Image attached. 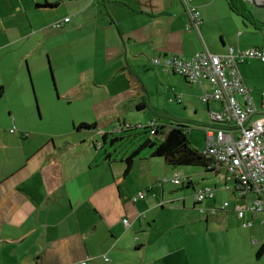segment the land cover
<instances>
[{"label": "crops", "instance_id": "1", "mask_svg": "<svg viewBox=\"0 0 264 264\" xmlns=\"http://www.w3.org/2000/svg\"><path fill=\"white\" fill-rule=\"evenodd\" d=\"M190 3L199 12L198 32L186 28L188 19L179 0H0V86L6 92L2 99L8 102L9 94H14L27 113V77L28 91L37 104L28 64L39 68L46 56V67L54 59L62 80L74 81L71 87H75V94L93 100L89 113L94 117L91 122L78 120L77 125L72 119L71 130L56 135L45 133L43 140L30 147H26L29 132L19 131L16 137V128L8 126L11 144L0 146V151L18 154L8 155L0 169V264L183 263L184 257L176 256L184 250L183 242L166 239L162 232L160 237L153 235L152 229L157 224V207L162 209L164 202L175 201L185 205L183 198L173 200L170 186L175 185L168 180L176 173L189 179L190 186H178L191 188L194 198V173L163 163L162 167L154 163L160 168L154 171L143 165L146 158H138L125 177L123 166L105 145L111 129L122 131L123 124L145 125L146 119L132 122L122 113L127 107L136 110L145 100V78L168 77L199 97L209 89L205 83L189 84L181 76L165 71V57L189 59L204 49L212 55H223L229 47L256 48L264 53V27L256 31L246 25L230 11L228 0ZM251 12L264 23L262 7L256 6ZM55 23H61V27L52 28ZM73 55L77 57L73 65L60 64ZM153 59L159 63L153 64ZM257 66L264 68V63L250 59L238 65L247 88V81H252L248 71ZM127 87L137 89V95L131 98V91H123ZM250 93L260 113L263 98L260 102ZM103 97L110 99V106L99 105ZM186 98L191 99L188 95ZM207 108L219 111L220 106L209 103ZM8 120L11 122L10 116ZM84 123L94 128H78ZM104 134L108 137L103 140ZM205 173L204 180L214 179V198L205 200L211 203L201 211L207 219L222 215L219 221L227 227L234 218L229 214L235 213L234 206L249 204L254 196H241L239 186L220 165ZM161 176L164 178L159 182ZM154 184L158 188H151ZM145 190L142 199L136 198ZM224 194L232 200H225ZM220 201L228 203L232 211H223ZM167 209L178 210L172 206ZM245 218L251 220L253 228L263 216L246 213ZM149 249L155 250L148 256Z\"/></svg>", "mask_w": 264, "mask_h": 264}, {"label": "rangeland", "instance_id": "2", "mask_svg": "<svg viewBox=\"0 0 264 264\" xmlns=\"http://www.w3.org/2000/svg\"><path fill=\"white\" fill-rule=\"evenodd\" d=\"M246 3L249 10L253 11L256 9V6L251 3ZM78 57H80V55H78ZM45 58L46 56L43 58V64L39 68H31L27 63L38 109L33 102L30 91H28L27 77L26 80L24 79V82L27 83L25 84L29 100L27 113L23 108V103L20 102L14 94H9L8 102L1 99L0 146L11 144V139L7 135L9 131L8 126H11L12 129L16 128V134L14 135L16 137L19 136V131L29 132L30 140L27 142L26 147H30L31 144L39 143L43 140V134L45 133L48 135H56L64 130H71L72 119L75 125H77L79 122L78 120L81 119L84 120V122H91V120H94V117L89 113L90 108H92L93 100H84L81 94L76 95L74 92L75 90H73L75 87H71L74 81L62 80V76L59 75L60 67L56 65L54 59L53 62H51L52 64L50 67H52L50 68L48 65L46 67ZM74 59L76 60L74 61ZM76 61V55L67 56L60 64L70 65V63H72L73 65ZM241 66L242 65H240V67ZM79 68L80 65H78V69ZM248 72L252 78V81H247L248 88L252 91V95H257L256 97H258L259 100L263 98L264 101V68L257 66L249 69ZM144 82L146 108L136 114L135 108L131 110L127 107V111L122 110L124 116L133 120L132 122H136L137 120L143 122L146 119L145 124H150L156 117H158L160 121H165V119L170 123L176 121L188 128L187 131L191 146L203 151L205 148V131L211 124L205 111V105L200 101V97L194 94L193 91L188 93L190 90L187 91L186 87H182L180 84L179 86L175 85L173 81H170V79L165 76L158 80L145 78ZM65 89H67V91L69 90V94L64 95ZM126 90L131 91V96L133 95L131 98L138 93L137 89H128L127 87L123 91ZM186 95L191 99L188 100ZM175 96L177 100L180 101L179 104L177 100H175ZM101 98H99V100ZM136 100L141 102L140 99L136 98ZM103 104L110 106V99L104 98L103 101L100 100L99 105L103 106ZM9 110L11 111V115L8 112ZM113 112L114 111L111 110V113ZM101 114H103V110H101ZM260 114H264V109L260 111ZM9 116L11 117V122L8 120ZM7 123L9 124L7 125ZM112 130L113 129L109 132V138L105 148L106 150H110L113 157L116 158V162L122 165V159L136 148L134 145L135 139L130 134L133 132L137 133V131L122 132L117 131V129H114L116 131ZM138 131L139 133L141 132L140 130ZM112 138H117V140L110 145V139ZM14 154H18V152L13 150L9 152L5 150L0 151V169H3V164L6 162L8 155L14 157ZM150 154V149H144L141 151L139 159L146 158L143 165H148L152 170L155 171L157 169L156 171H159L158 169L160 168H156L154 163L162 167V161L156 158H149ZM118 168H120V165H118ZM179 169L184 171L189 170L194 173L192 181L195 192L214 186L213 178L203 179L202 176L205 172L202 168L186 167ZM163 178L164 177L161 176L159 182H162ZM168 185L169 183L166 184L167 188L169 187ZM220 187V185H217L218 189ZM151 188L156 189L158 185L154 184ZM170 190V195L174 198L173 200H176V197L183 198L185 205L182 206L181 201H175L168 204L164 202L162 209L157 207L154 213L157 224L153 227L152 234H158L160 237V233L162 232L166 236V239H170L171 241L175 239L181 240V243L183 242L184 245V250H180L179 254L175 252V255L178 254L176 256L180 259L184 257L182 264H264V255L259 260L255 257L259 243L264 240V224H262V218L260 223L258 220L255 221L253 228H242L236 213L231 212L229 214L234 218L229 221L227 227H222L224 223L221 224L219 221L222 215L219 214L217 217L208 216L207 219V215L201 211L202 207L210 204L211 201H204L194 206L197 202L194 201L191 188L181 189L180 186L175 187L171 185ZM145 193L146 190L143 194ZM224 195L225 200H232L228 198L229 196L227 197L228 194ZM158 197L160 204L161 200L159 193ZM220 203L223 204V201H220ZM171 206L177 207L178 210H175V212L168 210L167 208ZM217 209L219 210L220 208ZM228 210L232 211L230 208ZM140 236L141 235H138V237ZM176 248L177 247H175V249ZM154 250L149 249L147 255L149 256ZM147 258L149 259V257ZM156 264H159V262ZM169 264L174 263L170 262Z\"/></svg>", "mask_w": 264, "mask_h": 264}, {"label": "built area", "instance_id": "3", "mask_svg": "<svg viewBox=\"0 0 264 264\" xmlns=\"http://www.w3.org/2000/svg\"><path fill=\"white\" fill-rule=\"evenodd\" d=\"M187 10L196 28L198 14L193 8ZM60 25L55 23L52 27ZM250 59L264 63V53L259 49L228 48L223 55H212L205 50L189 60L172 57L164 61L166 70L183 76L190 83L208 85L209 91L204 92L202 102L213 101L220 105V111L208 113L209 120L219 128L206 130L205 152L229 177L238 181L241 196L246 192L255 196L249 205L236 206L238 218H243L246 211L264 214V114L255 108L250 90L238 71V65ZM152 62L158 64L157 59ZM179 179L180 176L175 175L173 184H178ZM212 197L213 192L208 188L195 194L199 201ZM123 223L128 225L127 220Z\"/></svg>", "mask_w": 264, "mask_h": 264}, {"label": "trees", "instance_id": "4", "mask_svg": "<svg viewBox=\"0 0 264 264\" xmlns=\"http://www.w3.org/2000/svg\"><path fill=\"white\" fill-rule=\"evenodd\" d=\"M179 1L182 4L184 11H185V14H186V17L188 19V24H187L186 28L187 29H189V28L194 29L195 31L198 32L199 12L197 11V8L190 3V0H179ZM188 7L193 8L195 10V12L198 14V19H197L198 25L196 26V28L194 26H192V20H191V17L189 16L188 10H187ZM228 8L230 9L231 12H233L237 16H239L240 19L246 25L251 26L254 30L260 31V28L264 27V23H261L260 21H257L254 18L253 13L251 12V10L248 9L247 3L245 1H243V0H228ZM60 27H61V25H60ZM59 28H54V29H59ZM229 48H232V47H229ZM203 51H205V49ZM203 51H201V52H203ZM172 57H179L182 60H189L192 58L191 57L189 59H185V58H182L181 56L165 57L162 61V67L165 71H168V70H166L164 67V61L169 59V58H172ZM158 63H159V60H158ZM168 72L179 75V74L172 72V71H168ZM179 76H181V75H179ZM181 77L187 83L194 84V83H190L189 81H187L183 76H181ZM196 85H199V84H196ZM208 91L209 90H207L206 92H208ZM4 93H5L4 88L2 86H0V100L4 96ZM203 94L200 96V101H201V97L203 96ZM175 100H177V98ZM177 102L180 103L179 100H177ZM202 103L206 107V113L208 116V113L211 111L207 108L208 104L209 103H216V102L208 101V102H202ZM145 108H146V100H143L141 103H139L136 106L137 111H142ZM220 109H219V111H220ZM215 112H218V111H215ZM208 119H209V116H208ZM166 120L167 119H165V121H160L158 119V117H156L155 119H153L150 122V124H145V125L138 126V127L127 125V124L122 125L124 128L122 130V132L123 131L124 132L125 131L133 132V130L137 131V133L133 132L130 134L135 139L134 145L136 146V148L128 156L123 158L121 161L122 166H123V176L126 177L130 173L134 161L139 158L141 151L144 149H150L151 150V157L156 158V159H160L162 161V163L169 168L198 167V168H202L205 172H211L218 165V164H216L213 157L208 155L205 152L206 131H205V148L203 151H200V150L191 146V143H190L189 137H188V131H187L188 128L187 127L179 124L176 121H172L174 123H170V122H167ZM209 122L211 125L207 129L219 128L218 124L213 123L210 120H209ZM78 128H94V127H93V125L80 124L78 126ZM138 130H140L141 132L139 133ZM102 137L104 140L106 137H108V135L104 134ZM116 140H117V138L110 139V144H113ZM177 174L180 176L179 183L173 184L172 180L175 177V175H177ZM175 175L172 179L168 180V182H170L171 184H173L175 186L182 185V188H183V185H185V184L187 186L191 185L190 180L187 179L186 177L181 176L179 173H176ZM230 180L235 182V184L237 186H239V183L235 178L230 177ZM205 189H207V188H205ZM208 189L212 190L211 188H208ZM201 190H204V189H201ZM212 192H213V190H212ZM239 192H240V190H239ZM196 193L197 192H194V201L197 202V203H195V205L200 204L201 202H203L205 200H210V199L214 198V192H213L212 198H205V199H202L201 201H199L195 198ZM248 193L251 194L252 196H254L252 193L246 192V194H248ZM140 195H141V197H140ZM143 197H144V194L139 193L136 198L142 199ZM254 198H255V196H254ZM225 204H226V207L224 208ZM249 204H243V205H249ZM236 206L237 205L234 206L233 210L237 216V212L235 210ZM228 207H229V204L224 203L222 206L223 211H227ZM246 213L261 214L264 218V214H262V213H252V212L246 211L244 213L243 218H238V216H237L238 220L241 223L242 228H250L252 225L251 220H248L245 218ZM263 218H262V221H263ZM248 223H250L249 226H247V225L244 226V224H248ZM262 224H264V223H262ZM263 255H264V240L259 243L255 257L257 260H259Z\"/></svg>", "mask_w": 264, "mask_h": 264}, {"label": "water", "instance_id": "5", "mask_svg": "<svg viewBox=\"0 0 264 264\" xmlns=\"http://www.w3.org/2000/svg\"><path fill=\"white\" fill-rule=\"evenodd\" d=\"M243 1L249 2V3H251L254 6H260V7H262V9H264V1L263 0H243ZM31 90L33 91V87L32 86H31ZM34 102L36 104V101H34ZM36 108H37V104H36Z\"/></svg>", "mask_w": 264, "mask_h": 264}]
</instances>
